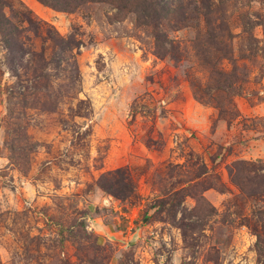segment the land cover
I'll return each mask as SVG.
<instances>
[{
    "label": "rangeland",
    "instance_id": "374dc122",
    "mask_svg": "<svg viewBox=\"0 0 264 264\" xmlns=\"http://www.w3.org/2000/svg\"><path fill=\"white\" fill-rule=\"evenodd\" d=\"M199 3L0 0V264H264V0Z\"/></svg>",
    "mask_w": 264,
    "mask_h": 264
},
{
    "label": "trees",
    "instance_id": "16d2710c",
    "mask_svg": "<svg viewBox=\"0 0 264 264\" xmlns=\"http://www.w3.org/2000/svg\"><path fill=\"white\" fill-rule=\"evenodd\" d=\"M145 1L148 2V5L150 7V12L148 13V15L150 14V17H151V18L149 17L150 24L152 22H156L155 20L157 19L161 21L162 19L166 18L165 15H174L182 23H184L188 19V14L185 16L186 10L188 8L183 4V0H145ZM223 4H224V0H219V3H215L213 0H200L199 5L193 6L194 9H192L195 14L197 12L200 13L203 16V19L205 20L204 22L207 24V26L211 27V31L208 33V35L212 38H215V32L213 31V28H212V24H213L212 22H214L217 14L218 15L221 14L220 19H218L219 25L225 28V24L223 22L226 16H224V13H223V9H224ZM51 5L54 7H57L53 4ZM11 26L12 25L10 21L8 20V18L4 17V14L0 8V34L2 36V42L4 46L6 47V49H8L9 51H12L13 46H14V52H15L16 51L15 46H17L16 31H14V29H12ZM246 168L248 170L251 169L252 171L259 170V171L264 172V164H255L252 162L251 163L250 162L249 163H244V162L233 163L230 167H228V173L230 177L232 178V182H234L238 187L242 186L240 182H241L243 173ZM203 169H204L203 165L196 168L195 175H194L196 179L198 178L200 179V177L205 173ZM255 175H258V174H255ZM198 182L199 181H196V185L199 184ZM243 187H244V184H243ZM189 195H191V197L196 200V207H198L199 210L206 211L205 215L203 216L208 217L209 215H212V213L214 212V208L208 205V203H207V207L209 206L208 208L206 207V205H203L204 199L202 198L200 193L198 194L192 193ZM258 195H261V194H258ZM165 204L166 205L169 204L168 205L169 213L174 212L173 201H170L169 203L165 202ZM162 207L163 206H159V207H156V209H161ZM260 211L262 210H258L257 212H260ZM259 215H260V220L262 221L260 223L264 224V215H262L261 212L259 213ZM203 216H201V218H203ZM199 218L200 217H198V220Z\"/></svg>",
    "mask_w": 264,
    "mask_h": 264
}]
</instances>
